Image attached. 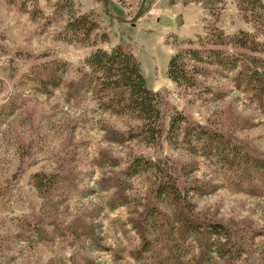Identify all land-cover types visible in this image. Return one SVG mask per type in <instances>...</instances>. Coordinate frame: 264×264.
Listing matches in <instances>:
<instances>
[{"label": "rangeland", "instance_id": "rangeland-1", "mask_svg": "<svg viewBox=\"0 0 264 264\" xmlns=\"http://www.w3.org/2000/svg\"><path fill=\"white\" fill-rule=\"evenodd\" d=\"M82 14L97 28L87 37L66 33ZM217 29L251 34L258 43L251 54L264 58V0H0V264H160L157 253H137L134 227L152 206L169 221L189 211L231 228L234 258L213 253L207 264H264V180L245 167H221L169 132L180 113L264 157V93L242 82L240 65L188 60V86L167 76L169 59L182 49L250 54L217 45ZM116 45L134 54L149 89L166 82L152 90L161 131L155 126L152 137L140 134L131 114L77 87L89 55ZM137 157L158 164L186 205L155 197L165 178L158 170L126 179ZM120 192L126 202L116 204ZM184 247V260L171 264L201 258L199 244L188 239Z\"/></svg>", "mask_w": 264, "mask_h": 264}, {"label": "trees", "instance_id": "trees-1", "mask_svg": "<svg viewBox=\"0 0 264 264\" xmlns=\"http://www.w3.org/2000/svg\"><path fill=\"white\" fill-rule=\"evenodd\" d=\"M96 28L97 23L89 15L82 14L67 22L66 33L70 32L73 36L81 34L87 37ZM213 38L217 45L230 43L233 47L248 51L250 54L243 52L239 53L240 57H228L218 48L206 49V51L195 48L182 49L169 59L167 76L177 84L188 86L191 83L190 71L187 68L188 60L198 63L211 62V64L227 70L240 65L241 74L244 75L242 82L253 91L257 90L256 94L262 95L264 93V58L251 54L258 48L254 37L244 31H240L234 36H225L222 31L217 29ZM204 53L207 54L206 58L209 61L203 60ZM85 64L88 66L89 72L82 75L76 83L78 89L93 90L96 95L102 97L108 108L128 112L139 120L142 130L140 134L147 137L154 136L155 126L159 128V124H156L159 119L157 93L147 87L140 64L134 54L122 45H116L110 50L97 48L89 55ZM53 67L57 71V65ZM193 71L195 72L194 69ZM53 76L54 74L51 76V82L56 85L58 74ZM160 132L159 128L158 133ZM169 132L170 135H181L183 143L190 148L199 145L202 154L207 158L211 156L217 158L215 160L221 167L230 170L245 167L246 170L249 169L258 174V179L264 180V157L249 155L222 133L200 124L188 123L185 116L180 113L171 118ZM150 168L158 170L162 177L165 176L155 189V197L162 195L165 198H171L174 202H179L180 199V202H183L177 183L170 179L167 173L162 175L159 165L150 159L141 157L133 159L126 167L124 174L126 179H130L135 174ZM241 178H244V175H241ZM122 187L125 188L122 185L119 190ZM124 195L123 192L118 193L116 204L126 202ZM182 204L186 205V202ZM112 206L115 207V203H112ZM144 219L147 221L144 222ZM143 222L145 224L142 226L135 225L134 227L141 238L137 253L141 256L157 253L160 264L183 261L186 254L184 245L188 239L201 247V258H198L194 264L208 263L210 259H213V253L223 259H232L236 254L235 240L230 227L214 221L205 223L189 211L188 213L180 212L176 215L175 220L169 221V218L164 217L155 206H152L147 210ZM173 222L178 224L174 229ZM158 248L161 253L158 252Z\"/></svg>", "mask_w": 264, "mask_h": 264}, {"label": "water", "instance_id": "water-1", "mask_svg": "<svg viewBox=\"0 0 264 264\" xmlns=\"http://www.w3.org/2000/svg\"><path fill=\"white\" fill-rule=\"evenodd\" d=\"M176 24L179 25L180 24V19L179 17L176 18ZM166 82L164 80H157L155 81L152 90L153 91H157V89H159L161 86L165 85Z\"/></svg>", "mask_w": 264, "mask_h": 264}]
</instances>
